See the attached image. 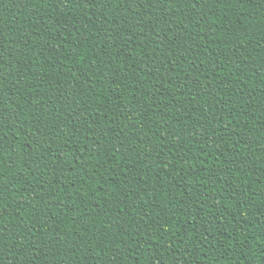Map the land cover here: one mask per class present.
Instances as JSON below:
<instances>
[{
	"label": "trees",
	"instance_id": "1",
	"mask_svg": "<svg viewBox=\"0 0 264 264\" xmlns=\"http://www.w3.org/2000/svg\"><path fill=\"white\" fill-rule=\"evenodd\" d=\"M0 264H264V0H0Z\"/></svg>",
	"mask_w": 264,
	"mask_h": 264
}]
</instances>
